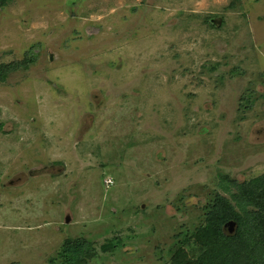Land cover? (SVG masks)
Instances as JSON below:
<instances>
[{"label":"rangeland","instance_id":"374dc122","mask_svg":"<svg viewBox=\"0 0 264 264\" xmlns=\"http://www.w3.org/2000/svg\"><path fill=\"white\" fill-rule=\"evenodd\" d=\"M231 2L0 1V68L17 65L0 82V264H60L67 237L94 242L87 264H175L176 243L192 264L186 229L230 197L222 176L264 175V0Z\"/></svg>","mask_w":264,"mask_h":264},{"label":"trees","instance_id":"16d2710c","mask_svg":"<svg viewBox=\"0 0 264 264\" xmlns=\"http://www.w3.org/2000/svg\"><path fill=\"white\" fill-rule=\"evenodd\" d=\"M237 1L239 0H232L230 7L236 8ZM18 66L22 67L21 64ZM15 68L17 65L14 64L0 68V82L5 81L7 74ZM222 179L229 181L222 182L221 185L222 190L228 192L230 197L213 194L208 203L202 206V222L186 229L189 233L185 237L187 240L192 238L189 244L192 249L189 252L192 256H198L190 260V263L205 264V258L215 260L220 257L221 261L227 264H236L238 260L240 264H259L260 259L264 260V204L254 200L253 193L264 190V175L246 181L247 183L238 182L235 178L225 175ZM112 184L107 186L110 188ZM226 185L230 191L226 190ZM233 188L236 191H232ZM180 198L184 200L179 210L187 212L188 196L181 193ZM248 206H260L261 211L254 212L249 210ZM206 238L211 239L205 241ZM93 244L94 242L87 238L67 237L59 253L60 264H87L98 254ZM181 245L176 243L170 249L175 264L189 260ZM225 258L229 259L230 263L226 262Z\"/></svg>","mask_w":264,"mask_h":264}]
</instances>
